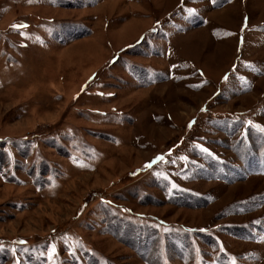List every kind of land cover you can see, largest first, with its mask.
Listing matches in <instances>:
<instances>
[{"label": "rangeland", "instance_id": "obj_1", "mask_svg": "<svg viewBox=\"0 0 264 264\" xmlns=\"http://www.w3.org/2000/svg\"><path fill=\"white\" fill-rule=\"evenodd\" d=\"M0 264H264V0H0Z\"/></svg>", "mask_w": 264, "mask_h": 264}, {"label": "snow or ice", "instance_id": "obj_2", "mask_svg": "<svg viewBox=\"0 0 264 264\" xmlns=\"http://www.w3.org/2000/svg\"><path fill=\"white\" fill-rule=\"evenodd\" d=\"M22 26V25H21Z\"/></svg>", "mask_w": 264, "mask_h": 264}]
</instances>
